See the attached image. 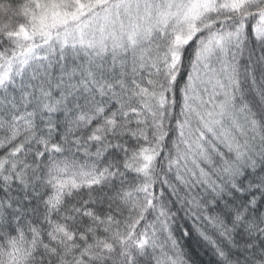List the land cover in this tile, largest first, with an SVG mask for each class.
<instances>
[{
	"label": "snow or ice",
	"instance_id": "obj_1",
	"mask_svg": "<svg viewBox=\"0 0 264 264\" xmlns=\"http://www.w3.org/2000/svg\"><path fill=\"white\" fill-rule=\"evenodd\" d=\"M0 264H264V0H0Z\"/></svg>",
	"mask_w": 264,
	"mask_h": 264
}]
</instances>
